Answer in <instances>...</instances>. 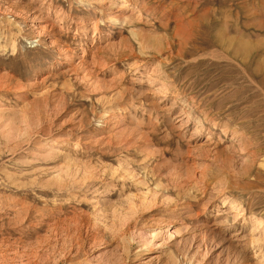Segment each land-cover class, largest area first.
<instances>
[{"label": "rangeland", "instance_id": "374dc122", "mask_svg": "<svg viewBox=\"0 0 264 264\" xmlns=\"http://www.w3.org/2000/svg\"><path fill=\"white\" fill-rule=\"evenodd\" d=\"M252 151L264 0H0V264H264Z\"/></svg>", "mask_w": 264, "mask_h": 264}, {"label": "bare ground", "instance_id": "6f19581e", "mask_svg": "<svg viewBox=\"0 0 264 264\" xmlns=\"http://www.w3.org/2000/svg\"><path fill=\"white\" fill-rule=\"evenodd\" d=\"M189 6V5H188ZM190 7V6H189ZM184 10H187V7L185 8H182V10H180V11H178L177 12V14H178V17H177V19H176V21H178L180 24H178V26H177V28L178 29H181L182 28V24H184V22H182V18H183V15H184V13H183V11ZM176 17V16H175ZM201 21H202V19H200ZM199 20V21H200ZM181 21V22H180ZM184 21V20H183ZM198 21V22H199ZM193 22V21H192ZM192 22H190V25H191V27H192V25H193V23ZM189 23V22H188ZM186 25L185 26H187V22L185 23ZM189 26V25H188ZM187 26V27H188ZM186 28V27H185ZM188 28H190V27H188ZM193 28V27H192ZM187 29V28H186ZM187 31H189V30H187ZM186 31V32H187ZM199 31H201V30H199ZM194 32V31H193ZM192 33V32H191ZM187 35H189V34H187ZM196 35L197 34H194V33H192V34H190V36H189V38L187 39V41L185 42V44L186 45H195L196 43ZM185 37V36H184ZM172 45V44H171ZM175 45V44H174ZM182 45V44H181ZM173 46V45H172ZM197 47V46H196ZM174 48V47H173ZM216 119V118H215ZM214 119V120H215ZM230 120L231 119H227V121H225L224 122V126H225V129L227 128H229V127H231V122H230ZM240 121V120H239ZM215 122V121H214ZM219 122V121H218ZM239 126H240V124H239ZM200 127V126H199ZM197 129H198V127H196ZM240 128L242 129V128H244V127H241L240 126ZM232 129V128H231ZM230 129V130H231ZM233 130V129H232ZM231 130V131H232ZM241 131H243V130H241ZM235 134L237 133V131H233ZM237 134H239V133H237ZM240 134H242V133H240ZM235 136V135H234ZM237 136V135H236ZM241 136V135H240ZM243 136V135H242ZM238 138V137H237ZM239 140H241V139H239ZM243 140V139H242ZM243 144V143H242ZM247 150H249V148H247ZM250 158H251V161H252V163H254V164H257L259 161H260V163H261V165L264 163V159H260L262 156H259V154H258V152H256V151H252L251 153H250ZM259 164V163H258ZM255 168V167H254ZM232 180V179H231ZM229 182V181H228ZM228 187V186H227ZM216 188V187H215ZM218 193V192H217Z\"/></svg>", "mask_w": 264, "mask_h": 264}]
</instances>
